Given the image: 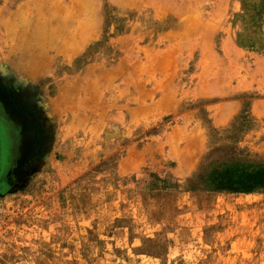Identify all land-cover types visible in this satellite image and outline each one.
Listing matches in <instances>:
<instances>
[{
	"label": "rangeland",
	"instance_id": "obj_1",
	"mask_svg": "<svg viewBox=\"0 0 264 264\" xmlns=\"http://www.w3.org/2000/svg\"><path fill=\"white\" fill-rule=\"evenodd\" d=\"M0 264H264V0H0Z\"/></svg>",
	"mask_w": 264,
	"mask_h": 264
},
{
	"label": "trees",
	"instance_id": "obj_2",
	"mask_svg": "<svg viewBox=\"0 0 264 264\" xmlns=\"http://www.w3.org/2000/svg\"><path fill=\"white\" fill-rule=\"evenodd\" d=\"M224 163L223 162L221 163V168H220L221 170H219L218 172L220 174L225 175L223 178L226 179L228 177L227 180L231 186H236L237 183L239 182V180H241V179L234 177L235 173L237 172V169L231 168L233 166L231 164H227V163L224 164ZM229 166H231V167H229Z\"/></svg>",
	"mask_w": 264,
	"mask_h": 264
},
{
	"label": "bare ground",
	"instance_id": "obj_3",
	"mask_svg": "<svg viewBox=\"0 0 264 264\" xmlns=\"http://www.w3.org/2000/svg\"><path fill=\"white\" fill-rule=\"evenodd\" d=\"M59 10H60V9L56 10V13H58ZM32 22H33V21H32ZM34 22H35V21H34ZM34 22H33V23H34ZM35 23H36V22H35ZM39 24H41V23H39ZM49 24H50V23H48V25H49ZM43 25L46 26L47 23H42V24L39 26V30H40V31L44 29ZM54 27H55L54 30L59 29V25H56V26H54ZM24 50H25V51H24L25 54H26V55L29 54L31 57H36V56H38V54H39V52H40V50H38L37 47L33 48V47L31 46V42H30V41H28V42L25 44Z\"/></svg>",
	"mask_w": 264,
	"mask_h": 264
}]
</instances>
